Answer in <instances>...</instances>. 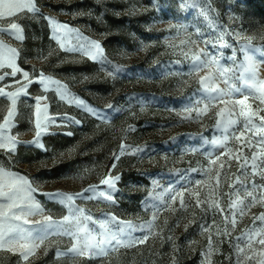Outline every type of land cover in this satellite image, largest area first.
Here are the masks:
<instances>
[{
    "label": "rangeland",
    "instance_id": "374dc122",
    "mask_svg": "<svg viewBox=\"0 0 264 264\" xmlns=\"http://www.w3.org/2000/svg\"><path fill=\"white\" fill-rule=\"evenodd\" d=\"M0 264H264V0H0Z\"/></svg>",
    "mask_w": 264,
    "mask_h": 264
}]
</instances>
